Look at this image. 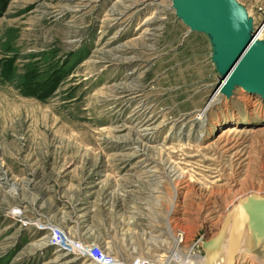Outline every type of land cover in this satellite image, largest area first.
I'll return each instance as SVG.
<instances>
[{
  "label": "rangeland",
  "instance_id": "obj_1",
  "mask_svg": "<svg viewBox=\"0 0 264 264\" xmlns=\"http://www.w3.org/2000/svg\"><path fill=\"white\" fill-rule=\"evenodd\" d=\"M239 1L256 16V0ZM210 56L171 0H10L0 264H103L94 247L105 264L206 258L236 201L264 194V100L213 93ZM49 75L50 95L24 94ZM235 264H264V240Z\"/></svg>",
  "mask_w": 264,
  "mask_h": 264
},
{
  "label": "water",
  "instance_id": "obj_2",
  "mask_svg": "<svg viewBox=\"0 0 264 264\" xmlns=\"http://www.w3.org/2000/svg\"><path fill=\"white\" fill-rule=\"evenodd\" d=\"M177 19L207 37L210 60L217 73L215 92L230 97L235 88L264 100V37L239 0H171ZM264 240V194L249 193L227 212L217 235L203 243L206 255L222 264H235L242 250Z\"/></svg>",
  "mask_w": 264,
  "mask_h": 264
},
{
  "label": "trees",
  "instance_id": "obj_3",
  "mask_svg": "<svg viewBox=\"0 0 264 264\" xmlns=\"http://www.w3.org/2000/svg\"><path fill=\"white\" fill-rule=\"evenodd\" d=\"M10 0H0V14L4 11ZM24 83V94L34 96L36 98L47 97L55 89V80L53 76H45L42 79L29 77Z\"/></svg>",
  "mask_w": 264,
  "mask_h": 264
},
{
  "label": "built area",
  "instance_id": "obj_4",
  "mask_svg": "<svg viewBox=\"0 0 264 264\" xmlns=\"http://www.w3.org/2000/svg\"><path fill=\"white\" fill-rule=\"evenodd\" d=\"M255 11H256V16L252 15L253 19H254V23H255V19H258V22H256L255 24L258 25L257 28V35L259 37H264V0H256V6H255ZM58 232H52L51 234V240L52 242L55 243H59V239L57 236ZM87 256L91 257L95 262H99V263H108L109 261L107 260L108 257L104 256L103 254H100V251L98 249V247H94L91 250H88L87 252Z\"/></svg>",
  "mask_w": 264,
  "mask_h": 264
},
{
  "label": "bare ground",
  "instance_id": "obj_5",
  "mask_svg": "<svg viewBox=\"0 0 264 264\" xmlns=\"http://www.w3.org/2000/svg\"><path fill=\"white\" fill-rule=\"evenodd\" d=\"M218 94V93H217ZM220 94V93H219ZM222 95V94H221ZM177 243V242H176ZM177 245V244H176ZM213 257V256H212ZM212 257H211V253H209L208 255H206V258L204 257V258H195L194 260H195V262H192V261H190L189 259H188V262H183V264H202L204 261H205V259H207V261H209L210 263L211 262H214L216 259L214 258V260L212 259ZM204 260V261H203ZM235 260H236V257H235ZM222 262H224V258L222 259ZM222 262H221V264H222Z\"/></svg>",
  "mask_w": 264,
  "mask_h": 264
}]
</instances>
